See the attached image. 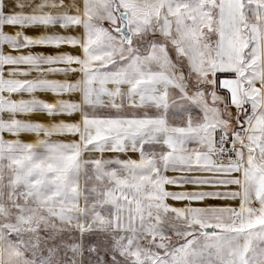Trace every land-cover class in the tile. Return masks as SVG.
<instances>
[{"label": "snow or ice", "instance_id": "snow-or-ice-1", "mask_svg": "<svg viewBox=\"0 0 264 264\" xmlns=\"http://www.w3.org/2000/svg\"><path fill=\"white\" fill-rule=\"evenodd\" d=\"M0 264H264V0H0Z\"/></svg>", "mask_w": 264, "mask_h": 264}]
</instances>
